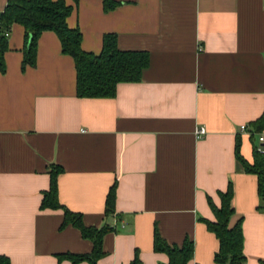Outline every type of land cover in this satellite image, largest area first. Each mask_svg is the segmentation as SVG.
Returning <instances> with one entry per match:
<instances>
[{"label": "crops", "instance_id": "crops-1", "mask_svg": "<svg viewBox=\"0 0 264 264\" xmlns=\"http://www.w3.org/2000/svg\"><path fill=\"white\" fill-rule=\"evenodd\" d=\"M113 1L119 5L105 12L101 0H65L83 51L100 54L103 36L115 34L119 50L148 54L141 81L118 84L113 98L77 97L74 61L53 32L41 33L35 66L24 70V28L13 25L8 35L0 71V256L10 264H72L58 256L91 253L79 230L60 229L62 210L40 208L58 166L60 204L87 227H116L103 237L97 264H130L135 253L139 264H167L153 250L155 227L169 245L193 242L188 264H215L218 240L201 219L214 221L207 198L219 206L229 183V226L241 220L246 264H262L257 178L236 161L235 142L251 163L250 123L264 111V0ZM114 183L115 214L105 217Z\"/></svg>", "mask_w": 264, "mask_h": 264}, {"label": "trees", "instance_id": "trees-1", "mask_svg": "<svg viewBox=\"0 0 264 264\" xmlns=\"http://www.w3.org/2000/svg\"><path fill=\"white\" fill-rule=\"evenodd\" d=\"M74 5L79 0H71ZM105 12L115 9L119 3L113 0H101ZM73 6L67 5L65 0H8L3 11L0 12V71H5L4 54L8 50V35L13 25H20L25 31V44L21 69L34 67L36 63V49L39 36L44 31L53 32L59 39L64 55L70 56L76 70V95L78 98H113L117 85L120 83H138L141 81L142 72L147 68L149 57L146 52L121 51L117 47L115 34H105L102 38L100 54L85 52L81 49L82 35L78 28H69L67 18ZM264 130V111L254 122L250 123V134L253 139V160L247 162L240 155V140L235 142V158L242 170L257 178V193L260 204L258 211L264 213V148L258 150L260 144L255 142L254 136ZM62 173L58 166H52L50 171L49 189L43 193L41 209L62 210L63 221L60 229L72 226L79 230L81 236L92 242L93 249L90 254L59 255V259H66L72 264L86 261L97 264L103 257V237L116 231L115 226L107 224L101 227H87L82 222V216L74 213L58 200L57 178ZM115 183L110 187L104 207L105 217L115 214ZM219 206L215 205L210 197L208 205L214 215V221L201 219L207 228L218 240V251L214 255L215 264H246L243 254V233L241 220L234 226H229V221L234 213L232 207L233 190L231 183L226 191L218 192ZM153 250L164 253L168 257L167 264H188L193 258V242L185 239L181 246L169 245L163 240L154 228ZM0 264H10L9 260L0 256ZM130 264H139L138 255L135 253ZM264 264V262L262 263Z\"/></svg>", "mask_w": 264, "mask_h": 264}, {"label": "built area", "instance_id": "built-area-1", "mask_svg": "<svg viewBox=\"0 0 264 264\" xmlns=\"http://www.w3.org/2000/svg\"><path fill=\"white\" fill-rule=\"evenodd\" d=\"M241 130H242V131H246V127H245V126H242V127H241ZM205 134H206V131H205L204 128H199V129H197L196 132H195V135H196L197 138H201V137H203ZM263 142H264L263 137H259V138H258V143L260 144V146H259L258 150H259L260 152L262 151L261 145H262Z\"/></svg>", "mask_w": 264, "mask_h": 264}]
</instances>
